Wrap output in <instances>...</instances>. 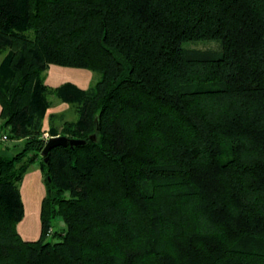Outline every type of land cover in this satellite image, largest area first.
I'll use <instances>...</instances> for the list:
<instances>
[{
	"label": "trees",
	"instance_id": "obj_1",
	"mask_svg": "<svg viewBox=\"0 0 264 264\" xmlns=\"http://www.w3.org/2000/svg\"><path fill=\"white\" fill-rule=\"evenodd\" d=\"M0 57V264H264V0H0ZM45 133L86 142L42 155Z\"/></svg>",
	"mask_w": 264,
	"mask_h": 264
},
{
	"label": "crops",
	"instance_id": "obj_2",
	"mask_svg": "<svg viewBox=\"0 0 264 264\" xmlns=\"http://www.w3.org/2000/svg\"><path fill=\"white\" fill-rule=\"evenodd\" d=\"M91 72L82 68L62 67L50 65L45 77V84L58 86L63 82H72L79 88H87ZM65 105V103H62ZM60 108V106H57ZM1 110V107H0ZM59 109H50V112H56ZM48 123L45 119L44 124ZM18 143V141H17ZM34 166L32 171L28 169L20 184V194L23 204V216L17 224V231L24 240H36L40 236L41 221L40 210L42 199L45 194L42 173L37 162L31 164ZM34 179V180H33ZM29 189L27 190V187Z\"/></svg>",
	"mask_w": 264,
	"mask_h": 264
},
{
	"label": "rangeland",
	"instance_id": "obj_3",
	"mask_svg": "<svg viewBox=\"0 0 264 264\" xmlns=\"http://www.w3.org/2000/svg\"><path fill=\"white\" fill-rule=\"evenodd\" d=\"M186 46L187 47H192V48L214 49V50H216L218 48L217 43L215 41H211V40L189 42V43L186 44ZM0 60H1V57H0ZM90 72H91V74H90L91 76L89 77L88 83H86V84H88V86L93 84L99 78V74L98 73L93 72V71H90ZM46 74H47V71L45 72V77H46ZM48 86L55 87V86H51V85H48ZM49 101H50V104H51L49 109H59L56 112H58V113L59 112H63L64 119H62V120L73 121V120H75L77 118V113L75 112L74 108L70 104L65 103V105H63L62 103H64V102H61V100L59 98H57L56 96H53V95L49 97ZM57 106H60V108H57ZM62 120L56 119L54 121V125L57 126L59 129H60V123H61ZM47 128H48V123L45 126V130ZM44 135H46L47 139L49 138L47 133H45ZM51 137H53V136H51ZM11 143H13V142L8 140V139L1 140L0 141V149L3 147V145H6V144L9 145ZM17 151H18V148H16V147L13 148L12 146H10L9 150H7V155L14 154ZM33 168H34V166L30 165L29 170L32 171ZM29 187L30 186L27 187V190L29 189ZM59 225L60 226L62 225L61 221L59 222ZM48 239L49 240H54L55 238L49 236Z\"/></svg>",
	"mask_w": 264,
	"mask_h": 264
},
{
	"label": "water",
	"instance_id": "obj_4",
	"mask_svg": "<svg viewBox=\"0 0 264 264\" xmlns=\"http://www.w3.org/2000/svg\"><path fill=\"white\" fill-rule=\"evenodd\" d=\"M89 139L94 141L96 139V135L91 134L89 136ZM85 142H86L85 139H74V138H68L67 136H64V135H57V136L48 138L41 153L42 155H45L48 152V150H50L51 148L57 147V146L65 147L69 145L70 147H74V146L84 144Z\"/></svg>",
	"mask_w": 264,
	"mask_h": 264
},
{
	"label": "built area",
	"instance_id": "obj_5",
	"mask_svg": "<svg viewBox=\"0 0 264 264\" xmlns=\"http://www.w3.org/2000/svg\"><path fill=\"white\" fill-rule=\"evenodd\" d=\"M5 139H6V136L5 135H3V136L0 137V140H5Z\"/></svg>",
	"mask_w": 264,
	"mask_h": 264
}]
</instances>
